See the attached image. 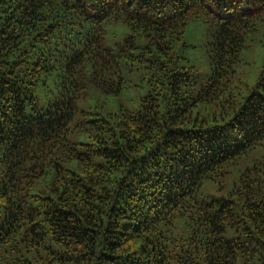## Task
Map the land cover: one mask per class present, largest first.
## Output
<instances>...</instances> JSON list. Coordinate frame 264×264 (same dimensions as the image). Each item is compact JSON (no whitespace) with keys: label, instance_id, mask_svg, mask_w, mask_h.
I'll return each mask as SVG.
<instances>
[{"label":"trees","instance_id":"16d2710c","mask_svg":"<svg viewBox=\"0 0 264 264\" xmlns=\"http://www.w3.org/2000/svg\"><path fill=\"white\" fill-rule=\"evenodd\" d=\"M0 264H264V0H0Z\"/></svg>","mask_w":264,"mask_h":264},{"label":"rangeland","instance_id":"374dc122","mask_svg":"<svg viewBox=\"0 0 264 264\" xmlns=\"http://www.w3.org/2000/svg\"><path fill=\"white\" fill-rule=\"evenodd\" d=\"M261 36H263V32L259 31L255 36L256 40H258V38ZM186 41L192 45L201 44L202 34L199 31H197V32L195 31L194 25H192L188 29L187 34H186ZM194 60H195L194 61L195 64H197L199 67L202 79L206 80L208 78V74H209L208 66H207V62H206V55L203 54L200 49H197V51L194 55ZM242 60L245 63H248L251 65V66H248V69H249L248 77L249 78L252 77L254 79L255 76L260 71L262 64H263V51L260 49V47L257 43L252 44V47H250L249 49H247L243 52ZM127 78L130 79L131 81H133L134 76L130 74L127 76ZM253 79H249V81H254ZM130 83H132V82H130ZM139 96H140V94L137 93V90L132 89V93L131 94L126 93L125 95H122L120 102H118V103L119 104L122 103L125 106H127L128 108H130L132 111H134L136 109V105H137V102L134 100V98L139 97ZM260 153H261V148H257L256 150L252 151L248 156L249 163L252 159L257 158L260 155ZM242 166H245V163H242L241 165H238L236 168H234L232 170V173L229 174L226 177V179L223 181L224 186L226 188H230L232 186L234 181L237 179V176L240 172L239 169H242ZM216 189H217L216 185L208 183L204 187V192L208 195H215Z\"/></svg>","mask_w":264,"mask_h":264},{"label":"clouds","instance_id":"9594fccd","mask_svg":"<svg viewBox=\"0 0 264 264\" xmlns=\"http://www.w3.org/2000/svg\"><path fill=\"white\" fill-rule=\"evenodd\" d=\"M125 30L126 27L123 24L115 26L112 24H106L104 26V42L111 46L112 44L123 38Z\"/></svg>","mask_w":264,"mask_h":264}]
</instances>
